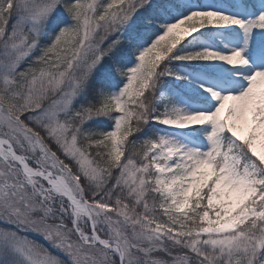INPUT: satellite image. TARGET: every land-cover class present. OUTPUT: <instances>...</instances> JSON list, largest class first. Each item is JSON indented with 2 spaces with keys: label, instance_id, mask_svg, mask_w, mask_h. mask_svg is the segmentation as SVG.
Instances as JSON below:
<instances>
[{
  "label": "snow or ice",
  "instance_id": "6c2138e0",
  "mask_svg": "<svg viewBox=\"0 0 264 264\" xmlns=\"http://www.w3.org/2000/svg\"><path fill=\"white\" fill-rule=\"evenodd\" d=\"M0 264H264V0H0Z\"/></svg>",
  "mask_w": 264,
  "mask_h": 264
},
{
  "label": "trees",
  "instance_id": "16d2710c",
  "mask_svg": "<svg viewBox=\"0 0 264 264\" xmlns=\"http://www.w3.org/2000/svg\"><path fill=\"white\" fill-rule=\"evenodd\" d=\"M41 242H43V241H41ZM46 246H47V245H46ZM49 250H50V251H53V253L56 254V252H55L54 249H51V248H50Z\"/></svg>",
  "mask_w": 264,
  "mask_h": 264
}]
</instances>
